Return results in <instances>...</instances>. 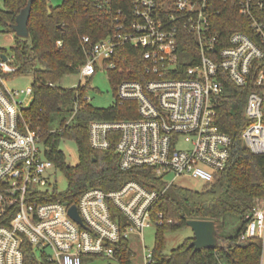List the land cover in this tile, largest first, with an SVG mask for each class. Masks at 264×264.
<instances>
[{
  "label": "built area",
  "instance_id": "obj_1",
  "mask_svg": "<svg viewBox=\"0 0 264 264\" xmlns=\"http://www.w3.org/2000/svg\"><path fill=\"white\" fill-rule=\"evenodd\" d=\"M95 3L112 19L111 31L100 39L82 36L81 75L116 69L118 52L128 44L141 50L143 62L140 78L117 84V102L135 104L136 116L91 120L94 150L108 151L114 144L122 171L150 167L164 190L182 175L213 182L231 158L232 137L216 118L228 77L240 87H253L243 144L264 155V0ZM229 10L241 19L225 34L221 17ZM15 59L0 47V264H26V244L55 264H84L86 257L122 261V243L133 232L142 237L152 223L164 224L154 211L164 190L131 179L113 190L91 186L77 199L63 198L50 177L55 164L39 148L41 134L23 116L33 86L17 90L6 84L7 77L18 74ZM84 98L90 101L87 94ZM79 106L75 100L74 114ZM255 202L242 242H264V198ZM72 205L80 222L70 213ZM153 257L152 250L146 264Z\"/></svg>",
  "mask_w": 264,
  "mask_h": 264
},
{
  "label": "trees",
  "instance_id": "obj_2",
  "mask_svg": "<svg viewBox=\"0 0 264 264\" xmlns=\"http://www.w3.org/2000/svg\"><path fill=\"white\" fill-rule=\"evenodd\" d=\"M26 2L4 0L6 6L0 8V26L6 32H14L11 26ZM221 18L228 26L222 30L225 34L238 28L235 21L241 19L234 10L224 12ZM111 21L106 12L97 8L95 0H63L58 6L51 0H36L29 19V35L26 38L16 36L17 42L13 47L18 73L29 71L34 75V97L23 116L40 132L45 157L68 177L69 187L62 192L63 198L77 199L91 186L113 190L131 179L160 192L165 189L150 167L122 171L114 144L108 151H96L91 147V120L130 119L136 116V111L131 108L135 104L116 101L108 108L97 107L84 98L88 88L81 83L74 88L58 86L64 75L78 73L86 60L82 36L100 39L108 35ZM118 53V67L109 72L115 87L123 79L140 78L143 62L142 52L137 46L128 44ZM224 84L222 104L216 118L221 131L232 137L230 161L225 170L218 172L214 181L207 183L202 190L174 186L160 195L154 211L155 216L158 212L162 214L164 224L158 226L157 246L153 250L151 264H261L263 240L240 241L248 216L256 205L255 200L264 198V155L245 147L242 134L248 124L245 109L253 87H240L228 77H225ZM75 100L80 106L74 114ZM65 114H71V118L67 119ZM58 116L63 117L60 126L55 127ZM64 139L74 140L78 146L80 163L76 166L66 162L61 150ZM188 219L214 220L218 229V248L194 252L189 246L191 238L164 254L163 232L167 228L187 225ZM235 223L239 226L233 232ZM121 249L122 261L130 264L133 256L129 240L122 243ZM25 259L26 264H55L46 256H36L28 244L25 245Z\"/></svg>",
  "mask_w": 264,
  "mask_h": 264
},
{
  "label": "rangeland",
  "instance_id": "obj_3",
  "mask_svg": "<svg viewBox=\"0 0 264 264\" xmlns=\"http://www.w3.org/2000/svg\"><path fill=\"white\" fill-rule=\"evenodd\" d=\"M54 5H61L63 0H51ZM4 0H0V8H5ZM17 39L14 32H6L2 26H0V47L4 48L9 54H13V47L16 44ZM98 72L91 78H85L80 72L64 75L58 82L59 87L63 88H74L77 87L79 83L86 86L87 96L89 97V102L93 106L108 108L111 107L113 103L117 101V85L116 87L111 82L110 73L106 70H97ZM34 83V75L32 72H21L18 74H11L6 78V84L11 89H26L27 86H32ZM31 98L28 97L27 102H30ZM64 116V115H63ZM63 116H58L55 119L54 126L59 127ZM64 117L67 119L71 118V114H65ZM39 148L44 154L45 146L40 144ZM61 150L64 151L66 156V162L68 165L76 166L80 163L79 150L76 142L71 139H64L61 143ZM50 174L52 183L56 184L58 190L61 192L67 191L69 187V180L61 169L53 166L51 168ZM173 175L169 177L172 179ZM207 183L201 179H195L193 177H188L182 175L178 177L170 188L174 186L187 187L195 191L202 190ZM239 226V223H235L231 231ZM159 228L155 223H152L150 227H147L143 231V236L140 233L133 232L129 236L130 250L132 252V260L130 264H146L147 255L156 248L157 246V233ZM163 237L165 238V245L163 248L164 254L172 252L173 249L178 248L183 245L187 240L194 238L193 230L188 225H183V227L178 228H167L163 232ZM87 259V260H86ZM84 264H125L123 261L112 260L105 257H86ZM262 264V260H261Z\"/></svg>",
  "mask_w": 264,
  "mask_h": 264
},
{
  "label": "water",
  "instance_id": "obj_4",
  "mask_svg": "<svg viewBox=\"0 0 264 264\" xmlns=\"http://www.w3.org/2000/svg\"><path fill=\"white\" fill-rule=\"evenodd\" d=\"M36 0H27L25 7L16 16L12 29L17 37L26 38L29 35V19L33 9V3ZM7 59V56H4ZM70 213L78 220L80 217L74 205L71 206ZM187 225L193 230V240L190 247L194 252H200L202 249H217L219 245L218 229L214 220L207 219H188Z\"/></svg>",
  "mask_w": 264,
  "mask_h": 264
},
{
  "label": "crops",
  "instance_id": "obj_5",
  "mask_svg": "<svg viewBox=\"0 0 264 264\" xmlns=\"http://www.w3.org/2000/svg\"><path fill=\"white\" fill-rule=\"evenodd\" d=\"M130 242V241H129ZM87 260V259H86ZM85 259H84V262L86 261Z\"/></svg>",
  "mask_w": 264,
  "mask_h": 264
}]
</instances>
